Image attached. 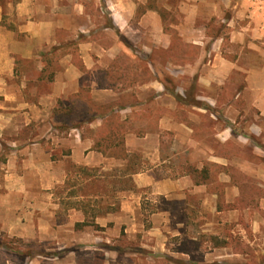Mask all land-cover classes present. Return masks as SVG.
<instances>
[{"label": "crops", "instance_id": "crops-1", "mask_svg": "<svg viewBox=\"0 0 264 264\" xmlns=\"http://www.w3.org/2000/svg\"><path fill=\"white\" fill-rule=\"evenodd\" d=\"M231 1L0 0V233L31 253L5 264H250L237 257L264 236V1ZM110 114L120 157L94 148ZM115 165L131 185L103 212L56 191L73 168Z\"/></svg>", "mask_w": 264, "mask_h": 264}, {"label": "rangeland", "instance_id": "rangeland-1", "mask_svg": "<svg viewBox=\"0 0 264 264\" xmlns=\"http://www.w3.org/2000/svg\"><path fill=\"white\" fill-rule=\"evenodd\" d=\"M240 0H232L231 5H236ZM251 1V0H249ZM253 1V0H252ZM264 1V0H262ZM264 2H261V4ZM250 4H252L250 2ZM252 6V5H251ZM232 10V9H231ZM231 10L230 14L231 15ZM166 17L169 20H173V17L169 14H166ZM225 15V14H224ZM210 16L207 14L206 11H200L199 17H198V23L199 24H205L209 22ZM175 18V17H174ZM232 19V18H231ZM210 32H214L215 30L213 27L209 28ZM2 164H0L1 167ZM127 169L125 166H113L111 169L102 170V169H96V170H88L86 172L79 171L77 168H73L70 174L66 177L67 184H69L72 188H64V189H57L58 195L61 197L63 195H75L80 194L83 197H80L81 200H86L85 205L88 208V211L95 212L96 210H101L102 212L106 208V203L110 201L114 202V198H111L112 191H115L117 189L126 188L131 185L130 177L127 175ZM1 170V169H0ZM97 197H95V196ZM94 201L92 202L91 200ZM97 201L100 203L98 204ZM148 209H151L148 207ZM3 234L0 233V247H6L7 242L6 239H3ZM10 244H14L16 246L21 245L20 242L17 241H10ZM251 245L247 246L246 249L242 247L241 256L237 257L239 260H244L246 263L250 264H264V252H260L259 249L261 246L264 245V236L260 239L251 240ZM206 244L205 242L203 243ZM259 244V245H258ZM244 259H243V258ZM198 259L201 260V255L198 254Z\"/></svg>", "mask_w": 264, "mask_h": 264}, {"label": "trees", "instance_id": "trees-1", "mask_svg": "<svg viewBox=\"0 0 264 264\" xmlns=\"http://www.w3.org/2000/svg\"><path fill=\"white\" fill-rule=\"evenodd\" d=\"M147 6L148 7H155L156 6V0H147ZM159 12L164 18V11L162 9H159ZM125 132V129L121 126V124L117 121V118L114 117V115H108L103 123V126L101 130L99 131L98 135L99 137L94 142V148L101 151L103 154L112 155L114 157H120L123 153V134ZM9 149L6 145L2 146V150L0 152V164L5 163L6 161V154L8 153ZM79 171L86 172L88 169L79 167ZM3 234V233H1ZM3 239H6L7 246L6 247H0V264H5V261L7 259H13L18 257L19 259H22L23 257H26L30 255V251L28 248H26L23 251H19L20 248H22L20 245L16 246L14 244H10V241H17L21 243V240L14 237H8L5 234H3ZM211 241L215 246H221V245H227L228 241H221L216 237H211ZM0 246L1 242H0Z\"/></svg>", "mask_w": 264, "mask_h": 264}]
</instances>
